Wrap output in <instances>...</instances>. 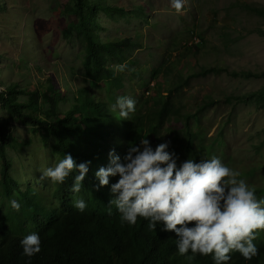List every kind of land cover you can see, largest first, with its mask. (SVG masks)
Here are the masks:
<instances>
[{
    "label": "rangeland",
    "instance_id": "rangeland-1",
    "mask_svg": "<svg viewBox=\"0 0 264 264\" xmlns=\"http://www.w3.org/2000/svg\"><path fill=\"white\" fill-rule=\"evenodd\" d=\"M87 2L99 7L95 34L112 51L105 67L113 71L126 63L135 71H113L115 80L100 82L87 75V41L77 27L75 0H0V90L22 89L17 101L24 103L38 91L39 106L24 111L39 117L49 111L44 93L51 87L59 117L77 103L85 111L86 95L106 101L108 110L117 98L129 97L137 112H145L171 94L175 114L158 136L175 152L177 165L216 156L264 199V102L241 100L264 88V0H184L179 14L170 0ZM126 38L129 45H118ZM0 119L14 137L5 152L11 176L47 209L57 208L58 184L40 179L59 162L55 138L45 139L42 130L20 121L1 102ZM119 125L106 149L123 159L133 140L129 120ZM186 125L197 134V155L186 147ZM147 134L141 139L150 141ZM1 197L0 203L7 202ZM258 231L264 238V230Z\"/></svg>",
    "mask_w": 264,
    "mask_h": 264
},
{
    "label": "trees",
    "instance_id": "trees-1",
    "mask_svg": "<svg viewBox=\"0 0 264 264\" xmlns=\"http://www.w3.org/2000/svg\"><path fill=\"white\" fill-rule=\"evenodd\" d=\"M75 3L77 27L87 41L85 71L95 81L111 79L114 73L105 67V55L112 51L109 44L99 41L94 29V13L99 7L87 0H75ZM124 43L129 45L130 39H123L118 45L125 46ZM117 82L120 83V80L117 79ZM52 91L47 88L44 93L45 100L50 104L45 117L24 111L25 108L36 109L39 106L42 95L38 91H32L29 103H24L17 101V96L24 91L10 87L0 91V102L23 123L42 130L45 139L46 134H51L55 138L54 154L58 160L63 159L65 154H71L77 164L90 162L88 172L79 193L71 191L78 172L70 173L68 179L58 185L56 195L59 206L46 209L36 196L21 192L19 185L11 179L5 150L14 139L8 124L0 119V155L3 160L0 194L7 200L0 203V264H214L211 254L196 255L192 260L188 259L191 252L186 256L179 255L177 237L162 231V224H158L155 230H149L148 221L144 218H138L135 225L121 222L115 205L109 203L115 198L111 185L117 182L116 176L109 177V185L98 189L99 181L95 176L99 168L104 167L103 164L106 167L109 164L106 148L112 145V131L121 128V118L118 113L108 110L106 101L91 95L85 96V111L77 103L59 117V98ZM253 98L258 103L264 102V88L241 97V100ZM156 105L157 108L130 114L128 135L133 143L139 144L141 137L147 134L144 129L152 138L153 149L162 143L158 136L160 129L165 120L175 114L172 95L169 94L166 100H159ZM187 127L186 147L191 155H197L194 145L197 134ZM194 161L199 162L197 159ZM79 199L87 204L83 212L73 207L72 202ZM13 200L20 204L19 211L11 207ZM33 232L41 238V251L29 259L22 255L20 242ZM254 243L259 250L257 256L246 260L238 252H232L228 264H264V238L256 239Z\"/></svg>",
    "mask_w": 264,
    "mask_h": 264
},
{
    "label": "clouds",
    "instance_id": "clouds-1",
    "mask_svg": "<svg viewBox=\"0 0 264 264\" xmlns=\"http://www.w3.org/2000/svg\"><path fill=\"white\" fill-rule=\"evenodd\" d=\"M170 4L179 14L184 0H170ZM125 70L135 71L126 63L113 66L114 73ZM110 110L118 112L121 120H131L129 116L136 111V101L119 97ZM168 149V142L153 149L147 138L139 144L129 143L123 159L112 150L108 154V166L95 173L99 181L97 189L109 185V177L116 176L117 182L111 185L115 198L109 203L115 205L121 222L135 225L138 218H144L149 230L162 224V231L177 237L179 255L191 252L189 260L196 255L211 254L214 264H228L232 252H238L246 260L257 256L259 250L254 241L260 239L258 230H264V199H259L255 190L244 179H239L240 173L230 169L220 158L212 156L199 162L187 159L178 166V157ZM88 163L77 164L71 154H65L54 166L44 169L40 179L59 185L70 173L78 172L71 191L79 193ZM11 168L12 165L10 176ZM11 179L19 185L13 176ZM19 189L30 195L28 190L23 191L20 186ZM72 203L80 212L87 207L83 199ZM11 207L19 211L20 204L13 200ZM20 243L22 255L29 259L41 251V238L35 232Z\"/></svg>",
    "mask_w": 264,
    "mask_h": 264
}]
</instances>
